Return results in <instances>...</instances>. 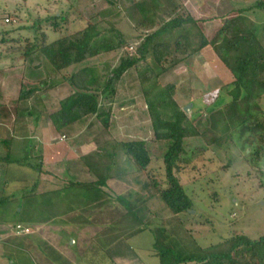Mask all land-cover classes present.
Returning a JSON list of instances; mask_svg holds the SVG:
<instances>
[{
	"label": "rangeland",
	"instance_id": "rangeland-1",
	"mask_svg": "<svg viewBox=\"0 0 264 264\" xmlns=\"http://www.w3.org/2000/svg\"><path fill=\"white\" fill-rule=\"evenodd\" d=\"M135 1L0 0V122L21 124L25 121L34 141L36 158L33 163L39 162L38 154L43 153L44 141H50L44 133V141L39 143L38 137L42 133L37 130V116L48 125L52 123L42 116L44 106L52 105L50 114L60 109L58 102H54L57 96L51 93L52 88L60 82L65 86L63 97L71 95L73 88L66 79L75 70L60 76L40 54L26 60L24 51L13 53L11 50L24 48L42 39V35L46 38L41 42L51 43L95 23L102 31L110 29L111 24L117 25L128 36V43L135 46L138 34L122 14ZM227 1L218 0L222 11L214 13L212 20L205 21L210 27H213L210 23L217 19L225 20L224 25L227 20L237 17V9L253 6L258 0H229L234 9L227 6ZM206 3L207 9L214 8L215 0ZM55 17L65 21L57 31L51 25L55 21L35 27L37 21L40 23ZM245 17L251 20L264 41V10H254ZM162 19L163 16H159L160 23ZM213 29L206 33L209 40L219 30ZM129 51L132 52V47ZM210 54L211 49L205 56ZM123 55L124 50L104 54L83 66L95 68L99 73L95 72V77H100L98 82H104L106 75L120 65ZM38 65L39 69H36ZM197 68L188 67L187 76L178 79L167 77L171 72L168 71L159 82L162 86L176 83L174 100L184 111L191 105L186 113L197 119L196 126L201 132L206 125L219 134L238 127L247 117L243 103L229 104L214 114L205 111L215 102L222 86L233 79L227 76L229 80H219L212 76L205 91L196 87L199 78L191 79ZM45 79L52 88H43L41 81ZM22 84L38 91L26 104L18 103ZM116 92L107 131L97 117L90 116L75 127L59 132L60 139L66 142L61 144L60 154L64 161L57 165V169L49 167L44 170L43 177L28 167H19L18 163L10 166L13 170L7 179L13 181L17 178L19 183L13 181L11 190L14 191L5 190L7 193L3 195L14 194L16 199L0 204V264H159L153 232L159 226L167 229L168 243L183 257L237 236L252 240L264 237V156L258 160L249 157L251 150L242 146L236 134L234 142L223 147H206L198 139H187L180 159L176 161V175L192 198L194 208L189 214L174 216L160 197L169 186L163 161L167 145L155 139L135 69L122 77ZM26 105L29 110H23ZM136 141L146 142L152 160L144 171L128 165L120 147L122 143ZM24 148L21 152L23 148L19 146L17 154L20 156L15 153L13 158L31 159L30 147ZM43 162L42 159V165ZM110 165L113 169L108 174L106 169ZM126 169L134 172L119 177ZM108 175L110 178L103 182L105 185L96 184ZM71 183L93 184L98 192L92 188L69 189ZM119 196L129 197L131 202L138 198L143 201L136 211L139 222L131 217L125 218L134 203L126 202L128 205L123 206ZM25 227L32 229L31 233L38 232L48 242H31L33 246L24 250L11 247L12 236L9 235L27 234L21 232ZM140 229L144 231L131 235ZM50 244L58 248L63 246L72 262L61 258Z\"/></svg>",
	"mask_w": 264,
	"mask_h": 264
},
{
	"label": "trees",
	"instance_id": "trees-1",
	"mask_svg": "<svg viewBox=\"0 0 264 264\" xmlns=\"http://www.w3.org/2000/svg\"><path fill=\"white\" fill-rule=\"evenodd\" d=\"M254 10H264V0H258L253 6L237 9V17L227 20L213 39L209 40L188 14L181 0H136L122 13L138 34V44L135 46L128 43V36L117 25L111 24L110 29L102 31L95 23L51 43H46L45 40L41 42L46 38V35H42V39L35 40L24 48H14L11 52L24 51L26 60L40 54L60 76L75 70L65 78L73 88V93L62 100L59 111L50 116L57 132H63L90 116L97 117L107 131L117 85L128 71L135 69L155 139L167 145L163 161L169 186L160 197L171 214L180 216L189 214L194 208L192 198L176 175V161L180 159L187 139H198L206 147H223L234 142L233 136L236 134L242 146L251 150L249 157L258 160L264 156V41L251 20L245 17ZM159 16L166 19H162L160 23ZM63 20L55 17L40 23L37 21L35 27L44 22L55 21L51 25L57 31ZM130 47L132 52L129 51ZM207 47L214 51L232 75L233 82L220 89L215 102L207 106L205 111L214 114L229 104L243 103L247 113L238 127L223 134L213 131L207 125L204 132H201L196 126L197 119L190 118L174 100V86H162L159 82L161 76ZM122 50L124 57L120 65L109 72L106 79L101 77L105 79L104 82H98L100 77H95V72L99 74L95 68L83 66L101 55ZM35 68L39 69V65ZM48 82V79L41 81L43 88L48 87ZM37 92L22 84L18 103H27ZM1 143L5 144L4 161L8 164L12 141ZM120 147L126 163L131 167L136 166L137 171H144L150 166L152 160L145 141L122 143ZM115 158L114 155L112 159ZM38 161L33 163L32 159L23 158L17 163L40 174L42 158ZM112 169L113 165L107 167L108 174ZM133 172V169H126L119 177ZM109 178V175L101 178L96 184L105 185L103 182ZM89 188L96 190L95 185L89 183H71L69 186L73 190ZM118 200L123 206L134 203L125 218L131 217L139 222L136 211L143 201L138 198L131 202L125 196H119ZM6 201L9 199L6 198ZM143 231L135 230L131 235L135 236ZM153 232L154 251L159 264H264V237L252 240L247 236H237L183 257L168 243L167 229L164 226L156 227Z\"/></svg>",
	"mask_w": 264,
	"mask_h": 264
},
{
	"label": "crops",
	"instance_id": "crops-1",
	"mask_svg": "<svg viewBox=\"0 0 264 264\" xmlns=\"http://www.w3.org/2000/svg\"><path fill=\"white\" fill-rule=\"evenodd\" d=\"M183 5L185 6V8L187 9V11L190 13V15L192 16V18L198 23V26L200 28V30L206 35V33L210 30H214L213 27L215 28V30L220 29L223 26V22L221 19H217L216 21L214 20V23H210L213 25V27L211 28L207 22V20H212V15L218 11H222L221 9V3H218V0H215V5L212 7H209L208 9L205 7V5L207 4V0H182ZM201 2V3H200ZM222 2V1H221ZM227 6H230L232 9H234V6L232 5L231 1H227ZM226 8V7H224ZM214 14V15H215ZM217 16V15H216ZM209 26V27H208ZM211 48L207 47L204 50H202L201 52H199L198 54L188 58L187 60H185V62L182 63V65L177 66L176 68H174L173 70H171V72L168 73L167 77L171 76V79H178V78H183L185 76H187V69L188 67L194 66V67H198L196 70V75L192 76V80L193 78H199V84L196 85V87H199L203 90H207L209 87V81L212 80V76L214 79H227L229 80L228 77H232V75H230V73L228 72V70H226V68L224 67V65L221 63V61L216 57L214 51L211 49L212 54L210 55H206V52H208ZM192 64V65H190ZM186 72V73H185ZM205 74L204 77H202L201 75ZM201 77H199V76ZM228 76V77H227ZM210 79V80H209ZM31 83V81H29ZM233 82V81H232ZM231 82V83H232ZM56 83V82H55ZM228 83V84H231ZM24 84H27L26 81L24 82ZM227 83H225L222 87L228 85ZM176 83L173 84V86H175ZM68 86V85H66ZM54 88H52V94L54 96H57L56 99H54V102L56 103V101L58 102V107H60V102L62 100H64L67 97H63L64 94V88L65 86L62 85L60 82H57L56 85L53 86ZM194 87V88H196ZM206 88V89H205ZM69 92V91H68ZM67 92V93H68ZM66 94V93H65ZM68 97L70 96L69 94L67 95ZM59 97V98H58ZM59 99V100H58ZM26 104V103H25ZM50 106H52L51 104L49 105H45L44 106V110L45 112H43L42 116H46L47 119L49 118V121H51L50 116L52 114H50ZM2 109L1 107V103H0V110ZM23 110H29V107L26 105ZM41 110V109H40ZM59 111L57 109H55L54 112ZM30 114V112H28ZM45 113V114H44ZM48 114V115H47ZM32 115V114H31ZM0 119H1V115H0ZM37 131L38 133H42L41 137H38L39 139V143L41 144L44 140L43 137L47 135V137H49L50 141H44L45 146H43L42 148V152L41 154H38L39 157H41L43 159V161L45 160V163L43 162V167L41 170V176L45 177V171L44 170H49L48 168L51 167L53 169H57V165H60L61 162L64 161V159H62L61 156V144H64L66 141L60 139L61 137L58 135L59 132H57V130L54 128L53 124L51 123L50 125H48L46 122H44L43 120H41V116H37ZM25 122V121H24ZM22 122L21 124H16L15 122H9V121H4V122H0V204L3 203H10L12 200H15V196L14 194L6 196L5 190L8 191H14L11 190L13 185L11 184L13 181L14 183H19L17 181V178H15L13 181L8 180L7 176H11L12 173V168H10V166H14V164L17 163V161L23 159L21 158H13V154H17L19 150V146L21 148H23V150L21 152H24V150L26 148L24 147H30L29 150L31 151V159L33 160L34 158H36V153L34 152V141L32 138V135L29 134L28 132V128L27 125ZM78 125V124H77ZM76 126V125H75ZM72 126V127H75ZM70 127V128H72ZM27 130V131H26ZM45 133V135L43 136V134ZM12 141V146H11V152H10V162L8 164L5 163L4 159L6 157V149L5 144H2L1 141ZM50 146V147H47ZM17 147V148H16ZM35 154V155H34ZM20 156V153L17 154ZM53 159V160H52ZM19 167H24L22 165H19ZM36 185L38 186L39 183H36ZM46 185V184H45ZM18 189V188H17ZM16 189V190H17ZM14 193V192H12ZM4 195V196H3ZM6 198L9 199V201H6ZM25 198V196H24ZM8 223V222H4L3 224ZM26 229H28L27 227H25ZM29 233L28 234H22L20 236H14V235H9L12 236L11 240H10V246L11 247H19V249H27L28 246H33L31 244V242H40V241H44L45 243L48 242L47 239H45L44 237L40 236L38 234V232L33 231L32 229H29ZM16 240V241H15ZM23 244V245H21ZM49 245V243H48ZM62 246V245H61ZM50 248H52L53 250H55L59 256L61 258H63L64 260H68L72 262V259L69 258L67 255V253L65 252V250H63V246L61 248H58L55 244H50ZM118 253L119 250H118ZM70 262V263H71Z\"/></svg>",
	"mask_w": 264,
	"mask_h": 264
},
{
	"label": "built area",
	"instance_id": "built-area-1",
	"mask_svg": "<svg viewBox=\"0 0 264 264\" xmlns=\"http://www.w3.org/2000/svg\"><path fill=\"white\" fill-rule=\"evenodd\" d=\"M6 22H9V19H7V20H6ZM18 230H21V229H18ZM29 231H30L29 229H25V231H24V230H22L21 232H23V233L25 232V233H27V234H28V233H29ZM21 232L19 231V232H18V234H19V233L21 234Z\"/></svg>",
	"mask_w": 264,
	"mask_h": 264
},
{
	"label": "water",
	"instance_id": "water-1",
	"mask_svg": "<svg viewBox=\"0 0 264 264\" xmlns=\"http://www.w3.org/2000/svg\"><path fill=\"white\" fill-rule=\"evenodd\" d=\"M190 108H191V105H189V106L185 109V112H189Z\"/></svg>",
	"mask_w": 264,
	"mask_h": 264
}]
</instances>
